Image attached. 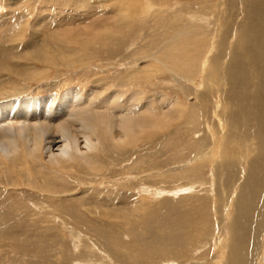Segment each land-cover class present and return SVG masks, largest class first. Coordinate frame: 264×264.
<instances>
[{
  "label": "rangeland",
  "instance_id": "374dc122",
  "mask_svg": "<svg viewBox=\"0 0 264 264\" xmlns=\"http://www.w3.org/2000/svg\"><path fill=\"white\" fill-rule=\"evenodd\" d=\"M214 4L177 0L140 23L128 0H0L4 97L58 100L75 88L97 100L120 90L112 104L132 105L133 124L122 145L90 154L76 169L56 170L44 152L18 169L0 158V264H187L214 247L233 192L224 195L228 185L209 156L187 161L207 125L217 131L205 118L187 120L188 108L199 109L195 92L210 87L211 40L202 36L220 25ZM187 9L203 14L199 26L187 27ZM234 15L220 14L221 24H233Z\"/></svg>",
  "mask_w": 264,
  "mask_h": 264
},
{
  "label": "bare ground",
  "instance_id": "6f19581e",
  "mask_svg": "<svg viewBox=\"0 0 264 264\" xmlns=\"http://www.w3.org/2000/svg\"><path fill=\"white\" fill-rule=\"evenodd\" d=\"M128 1L134 4L132 13L140 23L152 8L163 9L177 3V0ZM224 2L235 14L233 24L225 26L221 23L227 21L220 16L228 11L222 9ZM213 7L218 15L213 21L220 25L210 33L204 30L202 36L206 41L211 40L204 74L210 87L204 93L195 92L192 98L198 101L199 109L188 108L187 120L205 118L215 123L217 131L207 125L203 145L191 148L187 161L209 156L218 176L228 185L227 189L224 187V195L233 194L225 208L221 232L213 241L214 247L200 253L195 263L187 261V264H264V0H215ZM187 16V27H192L198 25L195 22L203 14L187 9ZM207 34H213L212 38ZM7 92L0 91L3 97L0 98V158L11 169L17 168L23 158L25 163L30 159L35 161L41 152L56 170L76 169L90 154L97 151L105 154L112 144L122 145L133 131L127 117L132 105L125 103V99L112 104L120 90L97 100L91 92L83 99L75 88L65 91L58 100L53 93L46 96L17 93L4 97ZM193 220V214L187 212V224ZM12 227L13 231H9L13 234L17 229ZM190 235L197 239L202 231L193 230Z\"/></svg>",
  "mask_w": 264,
  "mask_h": 264
}]
</instances>
